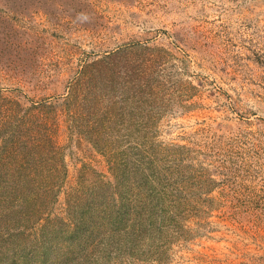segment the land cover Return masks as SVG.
Returning a JSON list of instances; mask_svg holds the SVG:
<instances>
[{"label":"rangeland","instance_id":"374dc122","mask_svg":"<svg viewBox=\"0 0 264 264\" xmlns=\"http://www.w3.org/2000/svg\"><path fill=\"white\" fill-rule=\"evenodd\" d=\"M140 42L159 88L138 85ZM74 193L114 212L156 198L166 220L132 257L129 228L45 257L48 225L82 220ZM0 264H264V0H0Z\"/></svg>","mask_w":264,"mask_h":264},{"label":"trees","instance_id":"16d2710c","mask_svg":"<svg viewBox=\"0 0 264 264\" xmlns=\"http://www.w3.org/2000/svg\"><path fill=\"white\" fill-rule=\"evenodd\" d=\"M170 45V44H169ZM171 46V45H170ZM127 50H141L137 54V56L140 58L137 60V66L136 71L140 73L142 77H140L138 81V85L140 87L145 86L152 88L154 85L155 87L159 88L162 85L161 81L155 80L154 83H151V79L153 76H150V78L144 74V71H146V68L144 65L148 63L149 69L155 65L156 60L158 57L153 56V54L149 53L145 50H151L154 48H151L149 46H144L142 43H138L132 47H127ZM156 48V47H155ZM144 52V53H143ZM120 52H116L113 54L108 55L106 58L110 59V57L114 58L118 56ZM112 55V56H111ZM157 55V54H156ZM105 58V59H106ZM104 59V60H105ZM112 59L111 61H105V65H98L97 69L92 73L88 75L91 82L97 81L98 83L102 84V88L106 87V76H109L111 80H115V68L117 66L116 62ZM103 60V61H104ZM103 63V62H102ZM19 65V64H16ZM148 67V66H147ZM137 72V73H138ZM105 79H104V77ZM127 78H130L129 76H126ZM100 79V80H98ZM131 79V78H130ZM97 83V84H98ZM103 91V90H102ZM141 95L144 94V92L140 91ZM153 96V93H150V98ZM136 102L146 103V99H136ZM155 103L150 106L149 108H143L139 110V113L147 119L145 124H142L145 129L150 128L152 131L154 129L153 125L148 126L149 121H152L156 118L155 111L156 107H159V113L161 114L162 108L161 105L159 106L158 101H154ZM165 107V106H164ZM138 108V106H137ZM115 109V108H114ZM165 109V108H164ZM165 111V110H164ZM119 112H117V109L115 111H111L110 109L107 111V115L109 118L106 117L107 122L109 123L107 126L112 127L111 125L114 124L112 121L114 119L118 118ZM88 114V113H87ZM104 124V123H102ZM104 128L105 126H101ZM53 138L51 136L48 137V140L51 141ZM139 171L144 172L145 168H139ZM138 171V172H139ZM146 183V182H145ZM44 190V189H42ZM54 190L50 187H47L43 193H44V199H46V196L53 195ZM76 192V191H75ZM57 193V192H56ZM72 193V192H71ZM96 194H92L94 198ZM68 197L75 198V200H71L73 203H77V205L80 206L81 209V217L79 219H82L78 222H72L70 225H66L64 227L58 222H52L48 225V232L46 234L42 235L43 240L39 241L41 244L40 250H42L45 257L47 255H50L51 248H66L67 250L62 254L63 256H68L72 260L74 259L73 256L74 253L80 254L83 256L84 251L86 248L90 247L89 239L95 238L93 237L95 233H98L100 231H104L103 235L106 236V238H110L113 234L116 233H122L126 231L128 228L129 230L125 232V235L127 238V243L130 242V244L124 243L123 246H121L120 253L122 255H127L128 257H132V254H130L132 251L138 247V242L140 241V237L144 236L147 232L152 230V224H161L160 221H165V217L161 215L159 212V208L162 204H156L155 206H152L151 203L154 204V201H156V198L147 199V202L144 200V196H141L136 200L133 205L129 204L127 206H123L125 208H120L114 212L112 208H104L102 210L94 208L95 204H100V202L92 201L88 206H85L83 204H80L81 201L79 199H76L77 196L74 193V197L70 196V194H67ZM91 196V194H89ZM91 196V197H92ZM93 199V198H92ZM28 201V200H25ZM78 201V202H77ZM79 203V204H78ZM114 206V205H113ZM110 207V206H109ZM164 207V206H163ZM157 208V209H156ZM105 210V211H104ZM126 217V219H125ZM161 218V219H157ZM124 225V228L120 227V225ZM100 235V234H99ZM98 238V237H97ZM40 254L41 252H38ZM122 255L116 253L115 255H110L108 253L106 255L107 258H115V260L119 259V261L122 260ZM41 259V258H40ZM41 263V260H39Z\"/></svg>","mask_w":264,"mask_h":264}]
</instances>
